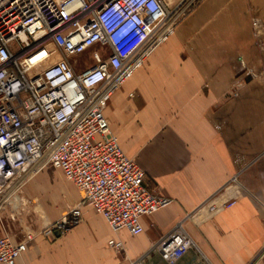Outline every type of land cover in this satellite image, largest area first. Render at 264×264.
Segmentation results:
<instances>
[{
	"label": "crops",
	"instance_id": "0c3cea01",
	"mask_svg": "<svg viewBox=\"0 0 264 264\" xmlns=\"http://www.w3.org/2000/svg\"><path fill=\"white\" fill-rule=\"evenodd\" d=\"M262 40L264 0L192 6L103 109L122 151L145 171L146 185L171 203L141 217V234L114 235L48 164L17 181L0 205V237L19 242L31 235L15 264H112L107 241L114 236L136 258L182 220L192 247L173 263L154 255L142 264H264ZM54 181L68 186L74 203L67 207L82 204L81 222L65 234L45 233L67 210L58 207V195L46 197ZM214 194L237 199L212 214L200 211Z\"/></svg>",
	"mask_w": 264,
	"mask_h": 264
},
{
	"label": "built area",
	"instance_id": "2783aa9c",
	"mask_svg": "<svg viewBox=\"0 0 264 264\" xmlns=\"http://www.w3.org/2000/svg\"><path fill=\"white\" fill-rule=\"evenodd\" d=\"M193 2L171 8L166 0H0V205L17 181L48 164L114 235L121 229L141 234V217L171 203L146 185L145 171L122 151L103 109ZM88 49L93 65L76 71L69 58ZM236 199L214 194L199 210L212 214ZM81 205L68 206L45 233L76 226ZM30 238L1 236L0 263L15 264ZM192 244L176 224L159 246L173 263ZM107 246L123 247L115 236Z\"/></svg>",
	"mask_w": 264,
	"mask_h": 264
},
{
	"label": "rangeland",
	"instance_id": "374dc122",
	"mask_svg": "<svg viewBox=\"0 0 264 264\" xmlns=\"http://www.w3.org/2000/svg\"><path fill=\"white\" fill-rule=\"evenodd\" d=\"M199 1L200 0H194L192 6L196 5ZM252 1H255L256 3H259L260 2V0H252ZM167 2H168L169 7H173L174 6V3H175V0H168ZM258 45L263 46L264 45V41L263 40L262 41H258ZM92 51H93V49H88V50L84 51L83 53H81L80 55H78L76 57V59H75V62H76L75 63V70L76 71H83V70H85V69H87V68H89V67H91L93 65L94 61H93V58H92ZM74 58L75 57H72L69 60L70 63H73L74 62L73 61ZM105 105H106V103H105ZM60 173H61L62 178L65 179V177L63 176V174H62L61 171H60ZM65 180H67V179H65ZM70 184H71V182H70ZM72 187H73V185H72ZM74 190H75V188H74ZM69 194H70V192H69L68 186L66 184H64L62 182L54 181L53 185L51 186V188L49 189V191L46 193V197H49V196H52V195L53 196L54 195H58V198L60 199L59 200L60 203H59V206L58 207L59 208L60 207L66 208L67 205H69V204L71 205V204L74 203V201L70 199V195ZM78 194H79V192H78ZM14 196L15 195L13 194V196L10 197V201H13L14 200ZM64 202H67V203L65 205H63ZM7 204H8V202H7ZM52 210L54 211L55 208H52ZM182 222H183V220L177 222V226L178 227L181 226L182 225ZM67 232H65V233H67ZM169 235H170V232L169 233H166V235H164L163 237H161L158 240L157 243H155L154 245H152V246L155 247L154 249H152L150 251H147V252L143 253L142 255H140V256H138L136 258H129V257H127V255L125 254V252L122 249L116 250V249H113V248H110V247L107 246V249L109 250L110 254L112 255V257H111L112 258V264H131L132 262H141V263H143V260L145 258H151V257H154V255L158 256L161 261H167L168 262V257L166 255L165 251L159 246V244L165 238H168Z\"/></svg>",
	"mask_w": 264,
	"mask_h": 264
},
{
	"label": "water",
	"instance_id": "95a60500",
	"mask_svg": "<svg viewBox=\"0 0 264 264\" xmlns=\"http://www.w3.org/2000/svg\"><path fill=\"white\" fill-rule=\"evenodd\" d=\"M56 234L58 235L59 233H58V232H56Z\"/></svg>",
	"mask_w": 264,
	"mask_h": 264
},
{
	"label": "bare ground",
	"instance_id": "6f19581e",
	"mask_svg": "<svg viewBox=\"0 0 264 264\" xmlns=\"http://www.w3.org/2000/svg\"><path fill=\"white\" fill-rule=\"evenodd\" d=\"M21 200V199H20Z\"/></svg>",
	"mask_w": 264,
	"mask_h": 264
}]
</instances>
